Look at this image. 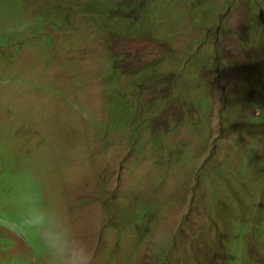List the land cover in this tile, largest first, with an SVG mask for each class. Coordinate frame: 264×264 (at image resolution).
Instances as JSON below:
<instances>
[{
    "label": "rangeland",
    "instance_id": "obj_1",
    "mask_svg": "<svg viewBox=\"0 0 264 264\" xmlns=\"http://www.w3.org/2000/svg\"><path fill=\"white\" fill-rule=\"evenodd\" d=\"M0 147L95 264H264V0H0Z\"/></svg>",
    "mask_w": 264,
    "mask_h": 264
},
{
    "label": "clouds",
    "instance_id": "obj_2",
    "mask_svg": "<svg viewBox=\"0 0 264 264\" xmlns=\"http://www.w3.org/2000/svg\"><path fill=\"white\" fill-rule=\"evenodd\" d=\"M0 154H3L1 147ZM7 155L15 158L9 153ZM2 158L5 159L4 154ZM12 165H19L17 159ZM116 198L115 195L110 197L112 214L118 207ZM140 208L139 205L137 212ZM148 210L151 211V219L154 217L152 208L149 207ZM119 212H116L117 215ZM119 221L122 226L120 232L126 225L136 226L124 219ZM0 229L34 246L42 254L44 264H95L94 249L83 231L58 202L49 198L44 187L29 171H21L8 177L3 189H0ZM140 237V232L134 237L139 244L143 243ZM11 247L12 245L0 247V259L14 255ZM132 254L131 258L135 256V252Z\"/></svg>",
    "mask_w": 264,
    "mask_h": 264
},
{
    "label": "trees",
    "instance_id": "obj_3",
    "mask_svg": "<svg viewBox=\"0 0 264 264\" xmlns=\"http://www.w3.org/2000/svg\"><path fill=\"white\" fill-rule=\"evenodd\" d=\"M6 4H7L6 6H8V3ZM2 156L3 154H0V157H1L0 158V171L6 166V165H2V163L7 164V165L9 164V161L7 159H3Z\"/></svg>",
    "mask_w": 264,
    "mask_h": 264
}]
</instances>
